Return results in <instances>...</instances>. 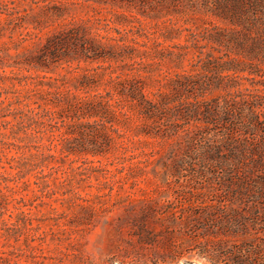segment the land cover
I'll list each match as a JSON object with an SVG mask.
<instances>
[{"label":"rangeland","instance_id":"1","mask_svg":"<svg viewBox=\"0 0 264 264\" xmlns=\"http://www.w3.org/2000/svg\"><path fill=\"white\" fill-rule=\"evenodd\" d=\"M220 27L205 0H0V264H211L158 219L196 199L234 209L219 264H264V82Z\"/></svg>","mask_w":264,"mask_h":264},{"label":"trees","instance_id":"2","mask_svg":"<svg viewBox=\"0 0 264 264\" xmlns=\"http://www.w3.org/2000/svg\"><path fill=\"white\" fill-rule=\"evenodd\" d=\"M205 7L218 17L227 19L231 24L230 33L224 34V28L220 27L221 32L216 37H212L213 42L233 46L235 48L233 61L238 63L249 61V64L257 66L256 70L252 72L259 77L260 81L264 82V0H205ZM228 100V97H224L222 101H219L218 98L214 101L215 108L222 109L221 117L229 114ZM188 104H198L203 108H208L207 100L201 94L188 101ZM241 115L240 113V117ZM208 116L210 114L204 117L206 124L209 122ZM216 139L218 137L207 136L203 148L214 153L220 150L222 144L231 151L232 140L222 136L216 144L212 143ZM243 174L242 172V177ZM194 189L195 187H190L187 191L192 194ZM185 191L186 189H181V192ZM196 200L187 203L180 201L179 204H174L172 200H166L162 203V215L158 219L162 221L163 238L167 245L168 256L180 259L196 250L197 254L200 257H205L209 263L219 264L225 253L221 250L214 256V248L207 245V241L212 239L209 238L210 236L216 237L217 232H221L215 227L222 222V219L227 220L229 211L234 209L227 201L223 203L218 200L204 203V201H200L201 199ZM169 221L178 225V239H172L174 231L169 229L170 226L166 223ZM162 264H166V261L163 260Z\"/></svg>","mask_w":264,"mask_h":264}]
</instances>
